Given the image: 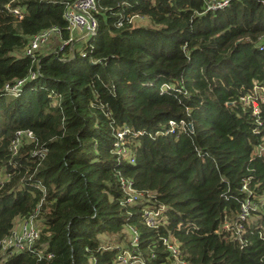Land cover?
<instances>
[{
	"label": "trees",
	"instance_id": "16d2710c",
	"mask_svg": "<svg viewBox=\"0 0 264 264\" xmlns=\"http://www.w3.org/2000/svg\"><path fill=\"white\" fill-rule=\"evenodd\" d=\"M69 1L0 0V249L35 214L53 253L0 264H115L119 245L176 264L165 238L189 264H264V0H97L95 33L66 43ZM53 27L63 45L27 54Z\"/></svg>",
	"mask_w": 264,
	"mask_h": 264
},
{
	"label": "built area",
	"instance_id": "2783aa9c",
	"mask_svg": "<svg viewBox=\"0 0 264 264\" xmlns=\"http://www.w3.org/2000/svg\"><path fill=\"white\" fill-rule=\"evenodd\" d=\"M229 0H223V1H214L210 3V7L216 8L220 6H224L228 3ZM97 10V0H70L67 3L66 10L64 12L65 20L68 24V29L71 32V38L66 43L76 40L75 37L72 36V33L75 31H81L83 33V39H87L89 36L93 35L97 28V19L95 16V12ZM15 14H17L20 18H22V13L19 9L13 10ZM60 30L57 27H53L50 29H46L41 31L40 33L33 35L29 41V44L26 47V53L29 55H34L35 52L41 50V47H43L44 44H46L53 36L59 35ZM77 41V40H76ZM65 43V44H66ZM63 45V44H61ZM36 76V73H32L30 75V78H34ZM24 81H18L15 86H13L11 91L17 92L19 90V86ZM9 89V87H8ZM261 93V95L264 94V84L259 85L258 83L255 84V93ZM243 100L250 104V96L243 97ZM253 106H254V112H258V103L256 99H253ZM172 125H174V122H171ZM20 134V132H19ZM122 133L119 134L120 137H122ZM28 136L32 137V132H28ZM120 152H126V149H123ZM131 161H134L133 158H131ZM122 188L125 190L127 198V202H135L139 198H144V195L142 193H138L134 188L131 181H126L124 178H121L120 180ZM254 205L250 200H247L244 202L242 206V210L240 212V220L247 219V216L249 214V206ZM160 214V210L154 211V210H145V215L147 218V223L150 226H157L158 225V216ZM22 223L20 229H15V226L13 228V231L11 234L7 235L2 242V246L0 249V258L1 260H4L9 255H12L16 252H21L25 250H30L34 252L36 255H38L39 258L47 257L51 258L53 257V253L44 254V250L41 249L39 251H36L34 248L35 242L40 238L41 233V227L39 222L37 221L36 215H31L27 218H21ZM16 225V224H15ZM224 227L226 229H231V223L227 222L224 224ZM243 228L242 222H237V230L240 231ZM132 232L135 234L132 242V246L135 247L138 235L137 231L135 229H131ZM240 238V237H238ZM165 244H167L168 248L171 250L172 258L175 260L176 264H189L181 259V252L179 244L176 242H172L170 238L164 239ZM119 247L122 249V252L118 254L117 257V263L115 264H138L142 261L140 259H137V256L135 255L134 248L132 250L125 249L123 246Z\"/></svg>",
	"mask_w": 264,
	"mask_h": 264
},
{
	"label": "rangeland",
	"instance_id": "374dc122",
	"mask_svg": "<svg viewBox=\"0 0 264 264\" xmlns=\"http://www.w3.org/2000/svg\"><path fill=\"white\" fill-rule=\"evenodd\" d=\"M217 2V1H216ZM214 2V3H216ZM135 21L138 23H143L145 22V20L141 17H135L134 18ZM78 32V34H75V38L81 37L83 36V33L81 31H75ZM56 37L53 36L46 44L43 45V47H41V52L46 53V52H52L54 49H56L57 45L61 44L57 41V39H55ZM75 46V45H74ZM44 48V49H43ZM20 220V219H19ZM17 220L16 221V226L21 227L22 223Z\"/></svg>",
	"mask_w": 264,
	"mask_h": 264
},
{
	"label": "crops",
	"instance_id": "0c3cea01",
	"mask_svg": "<svg viewBox=\"0 0 264 264\" xmlns=\"http://www.w3.org/2000/svg\"><path fill=\"white\" fill-rule=\"evenodd\" d=\"M75 34H78V32H74V33H72V36L75 37ZM55 39H56V38H55ZM81 39H83L82 36L76 38L77 41H81ZM57 41H58V40H57ZM43 49H44V48H43ZM19 219H20V218H19ZM19 219H17V220H19ZM19 221H21V219H20ZM15 229H20V227H19V226L17 227V226L15 225Z\"/></svg>",
	"mask_w": 264,
	"mask_h": 264
}]
</instances>
